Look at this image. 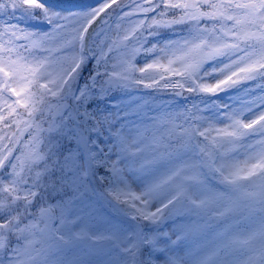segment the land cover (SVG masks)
<instances>
[{"label": "snow or ice", "instance_id": "6c2138e0", "mask_svg": "<svg viewBox=\"0 0 264 264\" xmlns=\"http://www.w3.org/2000/svg\"><path fill=\"white\" fill-rule=\"evenodd\" d=\"M0 264H264V0H0Z\"/></svg>", "mask_w": 264, "mask_h": 264}]
</instances>
